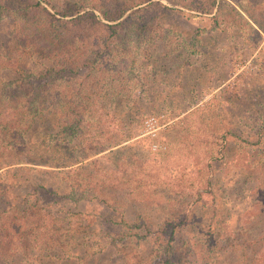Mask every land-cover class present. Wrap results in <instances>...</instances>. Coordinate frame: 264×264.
<instances>
[{
	"label": "rangeland",
	"instance_id": "1",
	"mask_svg": "<svg viewBox=\"0 0 264 264\" xmlns=\"http://www.w3.org/2000/svg\"><path fill=\"white\" fill-rule=\"evenodd\" d=\"M122 1L130 3L111 0V5ZM189 1L194 9L206 2L209 11L187 9ZM25 2L0 0L10 10ZM155 2L172 8L158 11ZM137 6L145 9L107 38L116 58L111 71L125 85L113 89L107 108L114 143L81 161L100 164L102 171L92 179L102 195L77 198L85 189V173L75 169L80 163L2 166L0 235L6 238L0 250L8 239L13 246L0 264H159L158 245L173 225L179 242L196 246L189 264L199 262L198 246L205 240L215 245L223 264H237L242 252L259 256L264 245V0H149ZM9 16L0 17V51L9 56L0 63L15 62L19 70L1 69L0 77L45 82L54 96L74 91L68 72L59 78L57 65L34 54L30 43L21 44L18 23ZM132 22L146 26L139 31ZM118 32L125 46L121 53ZM38 110L25 136L29 154L38 151L35 142L42 136L58 141L53 108ZM18 154L13 158L29 156ZM100 175L109 183L101 185Z\"/></svg>",
	"mask_w": 264,
	"mask_h": 264
},
{
	"label": "trees",
	"instance_id": "2",
	"mask_svg": "<svg viewBox=\"0 0 264 264\" xmlns=\"http://www.w3.org/2000/svg\"><path fill=\"white\" fill-rule=\"evenodd\" d=\"M146 1L149 0H130L127 4L122 1L119 5L112 6L111 0H61L60 3H52V0H26L22 7L14 10L0 4V12H5L1 14V18L14 15V22L18 23V33L22 38L21 44L30 43L29 47L34 54L50 60L52 65H57L55 73L59 74V78L62 77L61 71L68 72L67 79L75 86L74 91L67 90V96L61 94L64 90L54 96L52 92L48 93L44 89L45 82L35 84L28 78L4 81L0 77V168L11 161L59 168L80 163L75 169L85 173L81 178L84 179L82 185L85 189L80 191L77 198L97 199L102 195V192L95 190L96 182L92 179L96 173L102 171L98 170L100 164L96 160L85 163L81 161L84 155H93L104 150L108 143H114V134L110 129L112 121L109 119L112 114L107 108L116 95L113 94V89L123 88L125 85L120 84L122 78H115L113 70L111 71L116 58H111L108 46L111 41H107V38L116 34L117 27L121 29L132 14L143 11L144 6L137 5ZM151 5L162 12L172 8L158 2ZM204 5L194 9L195 5L189 1L184 7L208 12L206 2ZM134 6L137 7L132 9ZM127 10L130 11L122 17ZM248 17L259 26L251 16ZM101 19L108 23L101 22ZM112 21L115 22L111 23ZM132 24L139 31L146 26L145 22ZM119 36L118 32L116 41L121 53L125 46ZM133 42L136 43L135 40ZM27 47L23 45V48ZM29 53L31 52H26L25 55ZM2 58L9 56L0 51V59ZM126 62L125 56L121 60L120 72H124ZM5 68L19 70L16 63L9 60L0 63V70ZM68 86L70 84L64 87ZM46 105H51L57 119L55 136L58 141L47 142L45 136H42V140L35 142L38 151L35 148L29 154L25 136L36 122L38 109ZM16 152H27L29 156L13 158ZM53 154L58 156L54 157ZM97 179H103L104 183L101 185L109 183L108 178H103L102 175ZM174 226H171L167 237L162 238L158 245L159 264H189L188 257L196 247L188 240L179 242ZM20 236L25 240V231ZM2 238L5 240L6 235H0V242ZM205 242L201 247L198 246L200 258L197 264H223L218 258L220 253L214 249L215 245L207 243L206 240ZM4 243L5 250L13 246L10 239ZM197 243L199 245L200 241ZM5 250H0V257H3ZM241 254L237 264H264V245L258 257L248 256L246 252Z\"/></svg>",
	"mask_w": 264,
	"mask_h": 264
}]
</instances>
